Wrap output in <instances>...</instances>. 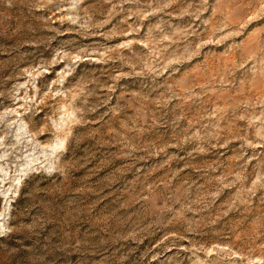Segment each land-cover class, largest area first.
Listing matches in <instances>:
<instances>
[{
    "label": "rangeland",
    "instance_id": "1",
    "mask_svg": "<svg viewBox=\"0 0 264 264\" xmlns=\"http://www.w3.org/2000/svg\"><path fill=\"white\" fill-rule=\"evenodd\" d=\"M0 264H264V0H0Z\"/></svg>",
    "mask_w": 264,
    "mask_h": 264
}]
</instances>
